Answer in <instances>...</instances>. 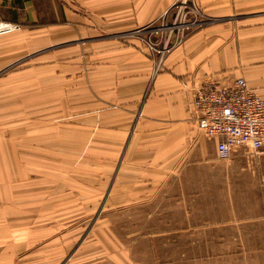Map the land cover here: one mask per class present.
I'll return each mask as SVG.
<instances>
[{"label": "crops", "instance_id": "obj_1", "mask_svg": "<svg viewBox=\"0 0 264 264\" xmlns=\"http://www.w3.org/2000/svg\"><path fill=\"white\" fill-rule=\"evenodd\" d=\"M177 1L0 0V19L20 27L0 36V144L16 143L18 127L30 129L28 139L21 142H33V120L47 122L49 117L48 81L65 79L61 64L69 58L73 64L81 63L83 35L89 40L84 57L88 85L81 87L79 68L72 72L73 105L68 111L74 120H80L82 110L89 112L92 143H98L100 127L105 149L96 154L110 159L120 155L113 187L119 184L121 208L153 204L176 230L202 224L194 229L200 232L209 224L200 237L216 233V264H264V148L260 155L218 159L217 140L203 135L190 110L193 90L209 79L232 84L243 77L264 97V0H196L207 23L175 46L158 68L156 57L140 45L128 46L124 43L128 41L114 37L174 18ZM65 47L73 49L71 54L61 53ZM34 81L40 88L36 100ZM85 99L87 104L82 105ZM203 184L215 189H200ZM197 189L201 191L194 192ZM210 191L216 193L215 210L196 201ZM164 208H170V217L162 215ZM201 212L215 216L209 221ZM188 232L179 231L186 246L171 249L174 259L169 264H194L181 257L209 254L205 243H188ZM74 235L66 234L54 248V243L42 244L41 254L32 252L22 262L159 264L162 254L140 232L92 231L68 243Z\"/></svg>", "mask_w": 264, "mask_h": 264}, {"label": "rangeland", "instance_id": "obj_2", "mask_svg": "<svg viewBox=\"0 0 264 264\" xmlns=\"http://www.w3.org/2000/svg\"><path fill=\"white\" fill-rule=\"evenodd\" d=\"M180 1L182 0L176 3ZM175 9L177 11L176 7ZM174 20L175 17H165L161 23L141 32L135 30L116 34L114 37L119 41H128L124 42L128 46L140 45L144 52L159 61L160 55L146 46L143 39L158 42L159 48L165 43L172 45L178 33V29L173 28ZM79 41L81 63L73 64L69 58L61 64L65 79L48 81V123L40 118L33 120L32 143L21 142L25 137L28 139L30 129L18 127L16 143L0 144V264H24L22 260L26 255L32 252L41 254L42 244L54 243V248L68 233L76 234L71 239L68 238V243H74L81 233L92 231L143 233L147 237L144 241L149 246L162 249V254L158 257L159 264L173 262L171 249L186 246V239L179 236V231H189L188 243H205L204 247L209 254L181 257L182 261L187 258L194 264L198 261L216 264V233L210 231L207 239L200 237V233L208 231L209 224H204L207 227L200 232L194 229L202 224H195V228L187 230H176L175 224L161 216V208L156 209L153 204L137 209L121 208L119 184L113 187L121 164L120 155L111 157L112 159L109 158L110 155H101L104 154L105 145L101 142L103 137L99 136L102 134L100 127L97 128L98 143H92L94 131H90L88 127V111H81L80 120H74L72 111H68L73 105V97L69 94L73 88L72 72H77L79 68L81 78L78 81L81 87L88 85L89 64L84 57L88 52L89 40L82 35ZM52 49H49L50 56L53 55ZM59 50L62 54L69 55L73 49L65 47ZM56 67H53L54 71ZM76 82L77 80L75 85ZM37 86L34 81V100L39 99L35 97L36 93H40ZM84 104H87L86 99L82 101V105ZM138 117L136 114L131 124L130 136ZM41 123L44 124L43 127ZM239 154L252 155L245 150H240ZM207 188L215 189V185L200 186V189ZM196 191L201 190H194ZM215 196V191L205 192L196 201H199V205L207 202L215 210ZM153 211H156L155 216L148 219ZM169 211L170 208H164L162 215L169 216ZM200 214L209 221L210 216H215L208 212ZM198 236L200 239H197Z\"/></svg>", "mask_w": 264, "mask_h": 264}, {"label": "built area", "instance_id": "obj_3", "mask_svg": "<svg viewBox=\"0 0 264 264\" xmlns=\"http://www.w3.org/2000/svg\"><path fill=\"white\" fill-rule=\"evenodd\" d=\"M175 7L177 13L173 28L178 29L175 42L172 45L165 43L159 48L158 42L143 39L146 46L160 55L157 68L167 53L208 21L196 0H182ZM19 28L17 24L0 20V36ZM190 110L203 135L217 140L218 159L228 161L233 155H241L240 150L252 155H259L263 150L264 97L251 89L245 78H238L232 84L207 80L193 90Z\"/></svg>", "mask_w": 264, "mask_h": 264}]
</instances>
